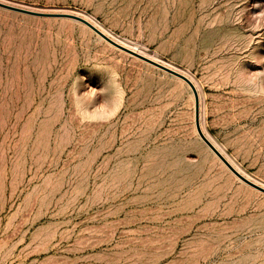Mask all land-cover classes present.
<instances>
[{"label":"rangeland","instance_id":"1","mask_svg":"<svg viewBox=\"0 0 264 264\" xmlns=\"http://www.w3.org/2000/svg\"><path fill=\"white\" fill-rule=\"evenodd\" d=\"M0 264H264V0H0Z\"/></svg>","mask_w":264,"mask_h":264},{"label":"water","instance_id":"2","mask_svg":"<svg viewBox=\"0 0 264 264\" xmlns=\"http://www.w3.org/2000/svg\"><path fill=\"white\" fill-rule=\"evenodd\" d=\"M0 7H3V8H6V9H10V10H13V11H19V12H23V13H28V14H40V13H37V12H33V11H29V10H25V9H22V8H18V7H14V6H11V5H7V4H4V3H1L0 2ZM65 16H68V17H71L75 20H78L80 21L81 23L85 24L87 27H89L91 30H93L96 34H98L101 38H103L105 41H107L108 43H110L111 45L115 46L116 48L118 49H121L147 63H149L150 65H153L177 78H180L181 80H183L184 82H186L188 84V86L191 88L192 92H193V95H194V114H195V127H196V130H197V133L198 135L200 136V138L206 143V145L216 154V156L230 169V171L232 173H234L240 180H242L243 182H245L246 184L250 185L251 187L261 191L264 193V188L251 182L250 180H248L246 177H244L242 174H240L236 169H234L232 167V165L224 158V156L216 149V147L206 138V136L203 134L201 128H200V125H199V112H198V109H199V101H198V95H197V92H196V89L193 85V83L186 77L184 76L183 74L179 73V72H176L172 69H170L169 67L161 64V63H158L140 53H137L125 46H122L120 45L119 43H117L116 41L112 40L111 38H109L108 36H106L103 32H101L99 29H97L94 25H92L90 22H88L87 20H85L84 18L82 17H79V16H76V15H73V14H63Z\"/></svg>","mask_w":264,"mask_h":264}]
</instances>
